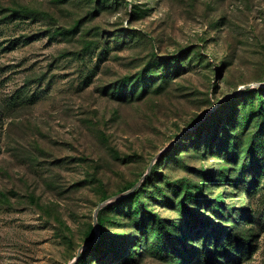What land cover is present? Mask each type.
Masks as SVG:
<instances>
[{"label":"rangeland","instance_id":"374dc122","mask_svg":"<svg viewBox=\"0 0 264 264\" xmlns=\"http://www.w3.org/2000/svg\"><path fill=\"white\" fill-rule=\"evenodd\" d=\"M82 247L264 264V0H0V264Z\"/></svg>","mask_w":264,"mask_h":264},{"label":"water","instance_id":"95a60500","mask_svg":"<svg viewBox=\"0 0 264 264\" xmlns=\"http://www.w3.org/2000/svg\"><path fill=\"white\" fill-rule=\"evenodd\" d=\"M152 166H153V163L150 164L147 173L152 169ZM137 187H138V184H136L132 188L128 189L127 191H125V192H123V193H121V194L113 197L110 201L100 203L99 206L97 207L96 211H95V214H94V225L95 226L98 225V213H99V210L102 208V206H104L105 204H108V203L112 202L115 199L122 198V197L130 194L131 192L135 191L137 189ZM82 249H83V247L79 249V251L77 253V256L69 264H76L77 263V261L79 260V258L81 256Z\"/></svg>","mask_w":264,"mask_h":264},{"label":"trees","instance_id":"16d2710c","mask_svg":"<svg viewBox=\"0 0 264 264\" xmlns=\"http://www.w3.org/2000/svg\"><path fill=\"white\" fill-rule=\"evenodd\" d=\"M131 188H132V187H131ZM126 190H128V189H126ZM138 190H139V189L135 190L134 192L136 193ZM120 201H121V200H120ZM81 259H82V253H81V256H80L79 260L77 261V263H78ZM77 263H76V264H77Z\"/></svg>","mask_w":264,"mask_h":264}]
</instances>
